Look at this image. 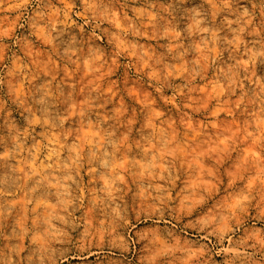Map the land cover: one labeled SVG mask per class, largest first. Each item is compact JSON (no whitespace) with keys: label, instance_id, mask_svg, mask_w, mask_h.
Wrapping results in <instances>:
<instances>
[{"label":"rangeland","instance_id":"rangeland-1","mask_svg":"<svg viewBox=\"0 0 264 264\" xmlns=\"http://www.w3.org/2000/svg\"><path fill=\"white\" fill-rule=\"evenodd\" d=\"M0 264H264V0H0Z\"/></svg>","mask_w":264,"mask_h":264}]
</instances>
